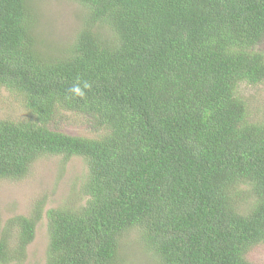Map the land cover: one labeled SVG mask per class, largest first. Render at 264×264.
Here are the masks:
<instances>
[{"label": "trees", "instance_id": "1", "mask_svg": "<svg viewBox=\"0 0 264 264\" xmlns=\"http://www.w3.org/2000/svg\"><path fill=\"white\" fill-rule=\"evenodd\" d=\"M75 1L85 16L52 54L38 49L31 0H0V86L27 114L0 119V179L44 155L86 166L84 203L45 211L43 264H115L134 229L156 264H255L264 120L246 119L237 87L264 80V0ZM66 111L102 133L52 129ZM42 214L38 201L0 228V264L25 257Z\"/></svg>", "mask_w": 264, "mask_h": 264}, {"label": "rangeland", "instance_id": "2", "mask_svg": "<svg viewBox=\"0 0 264 264\" xmlns=\"http://www.w3.org/2000/svg\"><path fill=\"white\" fill-rule=\"evenodd\" d=\"M34 14L33 34L38 49L57 54L74 39L85 8L75 0H31ZM264 54V36L255 46ZM237 94L245 101L248 121L264 120V80L255 85L240 83ZM27 117L20 98L0 86V119L13 121ZM88 117L78 113L64 112L56 118L52 129L88 138H97L102 130H97L88 122ZM86 175V166L79 156L68 159L60 155L39 157L27 173L16 179H0V228L17 215H29L36 202L42 204L43 214L35 227L32 242L25 250L21 261L6 264H43L48 242L45 211L55 207H78L84 203L80 193ZM245 205H243L244 207ZM246 208V207H245ZM243 208V209H245ZM242 209V210H243ZM16 229H9V245L15 243ZM246 258L255 264H264V242L253 246ZM115 264H156L138 239L137 231L129 230L120 238L118 259Z\"/></svg>", "mask_w": 264, "mask_h": 264}, {"label": "clouds", "instance_id": "3", "mask_svg": "<svg viewBox=\"0 0 264 264\" xmlns=\"http://www.w3.org/2000/svg\"><path fill=\"white\" fill-rule=\"evenodd\" d=\"M85 87H88V85L87 84H85ZM71 91H73L74 93H76V94H79V95H82L83 93L81 92V89H80V87H74Z\"/></svg>", "mask_w": 264, "mask_h": 264}]
</instances>
